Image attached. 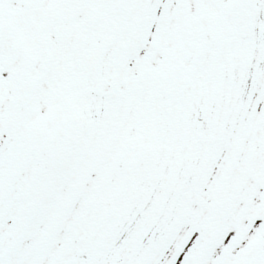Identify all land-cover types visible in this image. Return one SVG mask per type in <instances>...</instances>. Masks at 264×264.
Listing matches in <instances>:
<instances>
[{
  "label": "snow or ice",
  "instance_id": "6c2138e0",
  "mask_svg": "<svg viewBox=\"0 0 264 264\" xmlns=\"http://www.w3.org/2000/svg\"><path fill=\"white\" fill-rule=\"evenodd\" d=\"M0 264H264V0H0Z\"/></svg>",
  "mask_w": 264,
  "mask_h": 264
}]
</instances>
